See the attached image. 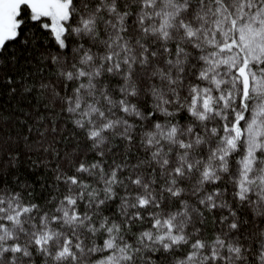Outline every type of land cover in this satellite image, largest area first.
<instances>
[{
	"label": "snow or ice",
	"instance_id": "snow-or-ice-1",
	"mask_svg": "<svg viewBox=\"0 0 264 264\" xmlns=\"http://www.w3.org/2000/svg\"><path fill=\"white\" fill-rule=\"evenodd\" d=\"M0 81V264H264V0H0Z\"/></svg>",
	"mask_w": 264,
	"mask_h": 264
},
{
	"label": "trees",
	"instance_id": "trees-1",
	"mask_svg": "<svg viewBox=\"0 0 264 264\" xmlns=\"http://www.w3.org/2000/svg\"><path fill=\"white\" fill-rule=\"evenodd\" d=\"M27 101H17L9 92L7 83L0 81V108L16 112L17 116L20 115L19 109L23 107ZM23 171V167L21 168ZM29 171H32L29 169Z\"/></svg>",
	"mask_w": 264,
	"mask_h": 264
}]
</instances>
